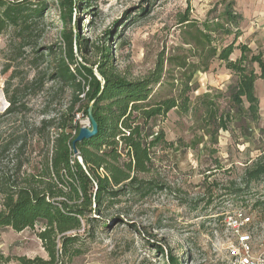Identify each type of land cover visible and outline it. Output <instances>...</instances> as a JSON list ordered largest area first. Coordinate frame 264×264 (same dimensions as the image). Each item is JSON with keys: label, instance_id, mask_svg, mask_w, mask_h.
<instances>
[{"label": "rangeland", "instance_id": "1", "mask_svg": "<svg viewBox=\"0 0 264 264\" xmlns=\"http://www.w3.org/2000/svg\"><path fill=\"white\" fill-rule=\"evenodd\" d=\"M250 2H235L236 13L244 16L237 45H247L257 55L264 52V40L260 37L255 40L252 35L257 14L248 8ZM47 3L44 21L22 57L10 47L12 36H0V204L3 183L21 184L24 172H30L39 153L46 151L45 146L40 150L37 139L32 137L46 108L52 113L50 116L55 115L67 108L70 101L69 94L61 95L59 85L50 78L46 55L50 47L59 44L62 23L57 2ZM228 3V0H91L94 9L89 11L84 0H76L74 21L81 24L82 36L91 45L110 38L118 68L126 71L130 79L148 75L164 54L165 78L175 77V86L172 82L157 86L152 95L154 100L179 93L184 71L171 59L185 57L199 70L190 81L191 111L181 114L173 110L158 121V129L164 130L172 146L159 147L154 173L141 176L156 183L154 191L146 197L130 194L110 204L102 218L109 229L98 228L92 238L82 230L76 245L79 256L64 264H166V258L156 250L159 245L178 257L183 256L182 264H226L227 247L233 239L224 217L239 208L249 214L254 236L264 243V204L255 207L257 202L264 203V185L254 183L238 196L231 194L233 183L241 184L246 166L264 151V82L260 81L256 87L261 118L253 123L240 117L230 101L229 89L237 76L219 60L201 62L199 55L206 52L197 49L190 38V33L197 35L204 23L225 24L222 13ZM142 8L144 11L140 12ZM90 12L92 15H88ZM186 15L191 21L189 26L180 24ZM226 26L236 33L234 25ZM218 33L214 34L218 40L212 47L220 50L233 43L234 35L224 37ZM240 57L241 51L236 49L231 59ZM255 68L259 72L257 65ZM34 79L45 82L42 90L28 86ZM7 87L11 91L20 89L26 106L12 117L4 115L9 107L4 92ZM228 111L233 119L227 121L228 130H223L220 118ZM76 119L81 127L89 125L82 113ZM25 139V148L18 152ZM19 161L24 163L20 175ZM238 185L236 188L243 187ZM41 228L38 225L34 230L22 232L0 228V264H20L19 257L49 260L37 237Z\"/></svg>", "mask_w": 264, "mask_h": 264}, {"label": "trees", "instance_id": "2", "mask_svg": "<svg viewBox=\"0 0 264 264\" xmlns=\"http://www.w3.org/2000/svg\"><path fill=\"white\" fill-rule=\"evenodd\" d=\"M55 1L62 29L59 44L50 47L46 57L50 78L59 85L61 95L69 94L70 101L67 108L55 115L50 116L52 113L46 108L45 116L32 133L39 149L45 146L46 151L39 153L30 172H24L21 184L10 186L4 182L5 187L1 191L0 228L22 232L42 225L37 237L49 260L19 257L20 264H64L71 261L80 254L76 245L82 230L92 238L98 228L109 229L102 218L110 204L130 194L146 197L154 191L156 183L141 176L154 173L159 147L172 146L164 130L158 129V121L165 119L173 110L181 114L191 111L190 81L199 70L185 57L171 59L177 68L184 71L179 93L154 100L152 95L157 86H163L165 82H172L175 86V77L165 78L164 54L158 57L155 68L148 75L132 80L126 71L119 70L110 38L91 45L89 39L82 36L81 24L74 21L76 0ZM228 1L222 13L225 24L204 23L203 29L198 28L197 35L190 33V38L197 49L206 52L199 55L201 62L219 60L237 76L229 89L232 106L240 117L258 123L261 117L256 82H264V52L255 55L247 45H237L242 36L239 27L243 17L236 13L235 1ZM47 2L0 0V36H12L10 47L21 57L25 49L32 46L38 26L44 21ZM84 2L89 11L94 9V5H90L91 0ZM143 11L142 8L140 12ZM190 22L188 15L180 20L181 25L189 26ZM226 24L234 25L236 33ZM215 33L224 37L234 35V41L218 50L211 46L218 40ZM236 49L241 51V57L234 61L231 56ZM208 68L206 64L205 70ZM44 85L45 82L34 79L28 86L42 90ZM4 92L9 103L5 116H15L26 108L20 89L11 91L7 87ZM94 101L93 115L99 132L94 138L77 143L81 163L73 148V141L81 128L76 118L80 113L87 118ZM232 119V113L226 112L220 118V128L228 130L227 121ZM25 146L26 139L22 140L18 152ZM23 166L24 163L19 161V175ZM254 183L264 185V151L246 166L241 184L234 182L231 194L238 196ZM237 185L243 187L236 188ZM262 204L257 202L255 207ZM156 250L166 258V264L183 263V256L178 257L162 245Z\"/></svg>", "mask_w": 264, "mask_h": 264}, {"label": "built area", "instance_id": "3", "mask_svg": "<svg viewBox=\"0 0 264 264\" xmlns=\"http://www.w3.org/2000/svg\"><path fill=\"white\" fill-rule=\"evenodd\" d=\"M224 224L233 239L227 247L226 264H264V243L254 236L246 210L239 208L226 214Z\"/></svg>", "mask_w": 264, "mask_h": 264}, {"label": "water", "instance_id": "4", "mask_svg": "<svg viewBox=\"0 0 264 264\" xmlns=\"http://www.w3.org/2000/svg\"><path fill=\"white\" fill-rule=\"evenodd\" d=\"M96 75L99 79H101V77L97 71H96ZM94 103H95V101L91 104V106L88 110V117L87 118L89 121V125L82 126L80 128L78 135L76 136L75 140L73 141L74 153L78 157V159L81 163H82V159L79 156V152L76 148L77 143L83 142L84 140H90V139L94 138L99 132L98 123L95 120L94 115H93V104Z\"/></svg>", "mask_w": 264, "mask_h": 264}, {"label": "crops", "instance_id": "5", "mask_svg": "<svg viewBox=\"0 0 264 264\" xmlns=\"http://www.w3.org/2000/svg\"><path fill=\"white\" fill-rule=\"evenodd\" d=\"M236 1L238 2V0ZM248 8L252 10L254 15L257 14L254 16L255 22H253L254 24L251 28L252 35L255 36V40L259 37L260 40H264V0H251ZM260 81L262 80L256 82V87Z\"/></svg>", "mask_w": 264, "mask_h": 264}]
</instances>
